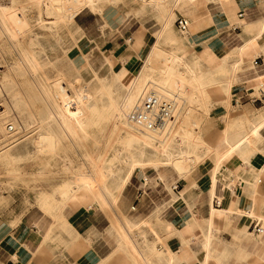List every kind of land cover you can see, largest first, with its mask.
<instances>
[{"label":"crops","instance_id":"0c3cea01","mask_svg":"<svg viewBox=\"0 0 264 264\" xmlns=\"http://www.w3.org/2000/svg\"><path fill=\"white\" fill-rule=\"evenodd\" d=\"M149 2L112 0L100 15L109 33L129 24L131 35L124 50L131 54H120L122 48L117 50L115 39L103 47L115 56H128L129 73L125 71L123 76L136 74L146 58L154 61L156 56L157 60L158 51H174L180 56L205 52L202 61L207 52H216L227 62L237 60L240 70L257 59L255 68L264 85V46H245L240 37L246 27L252 33L260 29L264 0H178L172 21L159 5H144ZM179 15L190 18L188 41L175 24ZM261 32L258 42L264 44ZM59 33L68 32L62 29ZM136 42L138 49H134ZM254 74L251 70L240 73L230 92L215 93L229 96L235 88L233 111L247 101L264 103V93L251 95L261 86L257 87ZM111 75L114 83V70ZM155 81L164 84L158 77ZM116 82L120 84V78ZM156 82L155 86H161ZM238 95L245 99L235 106ZM207 96L208 92L203 101ZM257 97L262 101H253ZM263 107L257 111L246 107L229 117L231 131H225V124L214 142L203 139L213 149L211 161L185 175L174 168L133 174L124 195L116 203L110 199L107 207L95 200H81L62 207L55 217L39 207L27 213H20L22 208L17 207L12 213L0 214V264H264V231L252 230L255 222L264 228V151L254 131L256 126L260 128L261 121L256 123V119ZM242 135L248 138L240 142ZM166 221L178 226L172 236L163 231Z\"/></svg>","mask_w":264,"mask_h":264},{"label":"bare ground","instance_id":"6f19581e","mask_svg":"<svg viewBox=\"0 0 264 264\" xmlns=\"http://www.w3.org/2000/svg\"><path fill=\"white\" fill-rule=\"evenodd\" d=\"M35 1L41 5V9L43 10L41 20L44 21V24L48 21L50 27H54L65 20H71L74 15L86 9L92 12L102 11L109 2H112V0ZM210 1L216 0H208V2ZM144 5L150 7L159 5L161 11L168 12L170 21L175 18V9L179 6L178 0H150L149 4L144 3ZM22 11L23 7L19 6L15 0H11L8 4L0 3V38H4L5 42L7 41L11 44L12 48L16 47L17 51L19 50V62L29 75V78L33 77L35 79L34 90L40 93V100L45 104L47 109V116L41 119V121H37L41 129L36 136L38 153H55L60 138L53 130L54 126H41L45 121L48 124L55 123L56 127L66 138L81 143L88 140L98 130H102L105 127L104 123L112 121L114 128L109 139L117 138L120 142L119 147L115 148L109 144L113 148L103 150L95 159L86 153L85 156L89 157L86 160L90 162L91 169L75 172L73 176L62 180L57 188L40 193L38 196L39 204L44 210L53 215L60 213V209L67 204L81 200H95L100 204V207H107L109 200L113 198L116 192L125 187L137 170H142L145 173L148 169L165 170L174 168L177 173L185 175L193 167L192 165L197 164L196 162L201 159L200 151L198 152V149H200L199 142L196 141L198 135L195 136V133L193 134L191 131L180 132L181 130L177 132L175 126L167 133L166 131L144 132L129 123L127 113L137 103L141 92L148 83L147 81L151 79L157 80L158 77L162 82L164 81V84L156 82V85L157 83L158 85L160 84L159 88L163 89L165 87L163 85L167 81H171L173 75H177L186 63L191 62L194 66L195 77L199 79V83L202 84L203 88H199L198 82H194L191 79L190 82L189 78L184 74L179 76L192 84V90L195 91V94L199 93L197 99L199 102L203 101L202 96H205L209 90H213L214 92H230L233 84L238 81L239 74L247 70L255 72L254 79L257 85L262 83L261 74L258 73L254 63L250 67L240 70L237 60L227 62L224 58L218 56L216 52H207L206 60L202 61L206 55L205 52L198 55L180 56L176 52L169 50V52L161 51V53L158 51L160 56H157L159 57L157 60L160 61V64L159 62L156 63L160 66H158L160 69L154 63L156 56L154 61L153 58H151L152 60L150 58L147 60L146 58L139 71L127 82L125 80L128 74L126 76H123V74L125 71L129 73V68L125 64L128 56L123 58L120 65L121 70L118 73L115 72V75H113L116 81L120 78V84H117L116 81L112 82L111 73L114 70L115 58L108 53L103 56L101 61L97 56L86 55L82 66L79 67L76 62H72L73 57L65 56V61L68 62V73L67 69H65L61 70L60 75L64 74L66 78L67 76L70 78L73 75L72 82L69 79L68 82L67 79L64 82L58 77L48 80L46 73L43 72L39 58L32 51L31 42H29L30 37L26 46L22 47L24 41L22 36L24 37L27 33H30L27 27L28 22ZM188 19L190 22V18ZM256 22L260 23L259 21ZM259 28V30L253 33L249 31L248 27L244 28L240 37L245 46L254 43L260 47L264 46V44H259L258 42L262 33L261 31H264V20L260 23ZM188 32H190L189 27L184 31L185 39H183L186 41L189 40L187 36ZM153 50L157 51V49ZM161 50L163 49L161 48ZM152 53L150 55H153ZM154 55L151 57H154ZM151 61L155 65L151 64ZM154 66L159 69V74ZM77 78H80L86 84L77 86ZM93 80L97 81L96 84L92 85L93 93L87 94L85 87L89 86ZM174 80L170 82V85L167 83L169 86L166 90L172 87ZM221 80H225V82H217ZM210 81L213 82L210 83ZM117 85H119V88H117ZM12 87V83L8 82L6 75L4 77L0 76V93H2L0 94V100H4L1 95L8 93ZM121 87L125 89L124 93H121L119 90ZM7 105H3L4 109L0 110L1 130L7 121L8 113L13 112L14 109L13 104L9 103ZM260 112L261 114L257 117L256 123L260 120L261 125L260 128L256 126V130L254 131H256V140H260L261 143L263 142L260 148L264 151V107ZM174 130L180 134L179 139H176L177 136H175ZM248 136H250V133ZM246 138L242 135L240 142H243ZM240 142L237 146L241 144ZM23 146L25 145L18 143V139L10 141L7 145H3L2 150H0V161L6 165L7 170H15L14 166L10 164L11 159L16 156L17 151ZM108 151H110V155L106 157ZM219 163L216 164L220 165ZM262 169H264V164ZM173 228L176 231L178 226L174 225Z\"/></svg>","mask_w":264,"mask_h":264},{"label":"rangeland","instance_id":"374dc122","mask_svg":"<svg viewBox=\"0 0 264 264\" xmlns=\"http://www.w3.org/2000/svg\"><path fill=\"white\" fill-rule=\"evenodd\" d=\"M10 1L11 0H0V3L8 4ZM15 1L19 6L23 7L22 13L28 22L27 27L30 32L27 33L26 36H22L24 40L22 47L24 48L26 46L30 37L31 39L29 42H31L32 51L39 58L43 72L46 73L48 80H53L57 77L64 82L66 79L67 82L68 79L70 81L73 80V75H71L70 78L68 76L66 78L64 74L60 75L61 70L65 69H67L66 71L68 73V62L65 61V56L70 58L73 57L72 62L81 65L86 55L97 56L101 61L103 56L108 53L115 58L114 71L118 73L121 70V60L127 55L115 56L103 47H107L110 41L115 39L117 50L122 48L118 51L120 54L126 52L130 53L128 49L127 51L124 50L126 48V38H130L131 35L128 33L130 31V29L128 30L129 24L125 23L122 27L114 29L113 32L110 31L111 33H109V29L106 30V23H102L100 20V15H102L103 10L92 12L86 9L74 15L71 20H65L54 27H50L48 21L44 24V21L41 20L43 10L41 9V5L35 0ZM116 1L117 0H114V2ZM121 1L124 2L126 0H119V2ZM62 29H66L68 33L64 35L59 33ZM7 43L8 42H5L4 38H0V76L4 77V75H6L8 82H11L13 87L8 93L1 95L4 100H0V110L4 109V107H2L3 105L6 106L7 104L9 105V103L13 104L14 109L13 112L11 111L8 113V118L3 129L1 130L0 128V150H2L1 148L3 145H7V143L15 139H18L19 144H24L25 146L20 148L16 156L11 159L10 164L14 166V171L7 170L6 165L0 161V214L12 213L17 207L22 208L20 213H27L31 208L39 207L43 209L39 204L38 196L40 193L45 190L57 188L62 180L73 176L75 172L91 169L90 162L86 160L89 158L85 156L86 153L90 154L92 156L91 158L95 159L103 150L105 151L109 148H113L110 147L109 144L115 148L119 147L120 142L117 138L112 140L109 139L114 128L112 121L104 123L103 125L105 127L102 129L103 131L98 130L97 133L82 143L66 138L56 127L55 123L48 124V122L45 121L41 126H54L53 130L60 138L55 153L39 154L36 146V136L41 129L37 121H41V119L47 116V109L45 104L40 100V93L34 90L36 84V82H34L35 79L33 77L29 78V75L19 62V50L17 51L16 47L12 48L11 44ZM106 44L107 46H105ZM62 46L64 47L63 49ZM84 47H87V49H84ZM138 48L139 46L136 42L134 49ZM136 54L137 56H141L137 52ZM145 55L146 52L144 57ZM194 73V66L191 62H188L177 75L171 77V81L174 80V78L175 80L181 78L180 76L184 74L189 80L191 79L194 82H198L199 88L202 89L203 86L199 83V79L195 77ZM133 75L134 74H129L125 82L130 80ZM151 81L154 82L155 80L151 79ZM171 81H167V83L170 85ZM96 82L97 81L93 80L90 82L89 86L85 87L87 94L93 93L92 85L96 84ZM167 83L163 85L165 86L163 89L168 88L169 85ZM84 84L86 83L80 78L76 79L77 86ZM259 86L260 85L257 87ZM117 88H119V85H117ZM119 90L121 93L125 92V89L122 87ZM248 90L251 92L250 89ZM234 92H236L235 88L229 96L220 97L217 96L213 90H209L208 96L202 102L197 100L199 93H196L193 98L181 106V113L179 121L175 125V130L177 132L180 130V132L188 130L193 134L195 133V136L198 135L196 141L200 144L199 151L202 155L201 159L196 162L197 164L192 165L193 167L190 168L188 173L200 163L212 160L214 155L213 149L203 139L210 143L214 142L217 133L225 124V131H231L232 125H230L231 122L228 120L229 117L239 114L246 107H250L257 111V109L264 106V103L261 102L252 103L247 101L239 110L233 111L234 109L231 101ZM263 93L264 85H261L255 90V93L251 95L260 96V94ZM9 124L13 127V131L9 129ZM175 130L173 132L174 134L176 133V139H179L180 134L175 132ZM11 134L13 135L9 137L8 135ZM19 139L21 140L19 141ZM108 152L106 153V157L110 155V151ZM152 173V169H148L145 173L142 170H137L135 172V174ZM124 188L116 192L113 198H111L113 203L117 202L120 195H124ZM69 205L70 204L64 206L63 209L67 208ZM104 212L107 213L106 211ZM118 212L121 213L119 210ZM44 213L51 217H55L46 210H44Z\"/></svg>","mask_w":264,"mask_h":264},{"label":"built area","instance_id":"2783aa9c","mask_svg":"<svg viewBox=\"0 0 264 264\" xmlns=\"http://www.w3.org/2000/svg\"><path fill=\"white\" fill-rule=\"evenodd\" d=\"M175 24L181 31H186L189 27V19L179 15ZM257 59L254 60L256 64ZM195 94L192 84L182 78L174 80L169 90L160 89L155 85L147 84L135 103L132 110L127 113V120L131 125L144 132H169L179 121L181 105L186 104ZM244 95L236 96L235 106H240L244 101ZM253 101H262L260 97L252 98ZM10 130H14L11 124ZM174 224L166 221L163 231L167 236L175 233ZM252 230L256 233H263L264 228L255 222Z\"/></svg>","mask_w":264,"mask_h":264}]
</instances>
